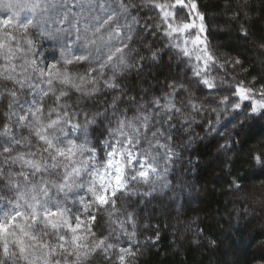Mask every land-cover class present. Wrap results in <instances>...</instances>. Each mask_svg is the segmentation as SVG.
<instances>
[{
	"label": "clouds",
	"instance_id": "obj_1",
	"mask_svg": "<svg viewBox=\"0 0 264 264\" xmlns=\"http://www.w3.org/2000/svg\"><path fill=\"white\" fill-rule=\"evenodd\" d=\"M171 3L0 0V264L254 259L264 147L244 145L264 115L233 89L264 85V0L227 5L239 27L209 30L200 72Z\"/></svg>",
	"mask_w": 264,
	"mask_h": 264
},
{
	"label": "snow or ice",
	"instance_id": "obj_2",
	"mask_svg": "<svg viewBox=\"0 0 264 264\" xmlns=\"http://www.w3.org/2000/svg\"><path fill=\"white\" fill-rule=\"evenodd\" d=\"M160 16L165 22L166 30L169 34L174 36L183 35V42L177 43L187 53L191 52L193 48L197 49L200 55L197 57L196 68L197 72L206 70L207 66L215 61V56L209 47L208 35L209 29L206 23L205 14L198 9L197 0H172L171 4H161ZM194 15V19L190 16ZM195 30V35L192 34ZM209 87L212 86L211 81L205 80ZM233 99L242 102L245 105H251L252 113L259 112L264 115V99L257 97H264V85L261 86L260 91L237 84L233 89ZM232 101L225 98L222 103L229 104ZM247 102V103H245ZM241 103L233 104L234 110L239 109ZM239 134V133H237ZM251 132L248 134L250 135ZM259 158V154H257ZM7 225H0V231H7Z\"/></svg>",
	"mask_w": 264,
	"mask_h": 264
},
{
	"label": "trees",
	"instance_id": "obj_3",
	"mask_svg": "<svg viewBox=\"0 0 264 264\" xmlns=\"http://www.w3.org/2000/svg\"><path fill=\"white\" fill-rule=\"evenodd\" d=\"M233 3L234 0H197L199 11L205 14L208 29L217 32L230 31L231 28L239 27L236 21L232 20L234 9L227 6ZM235 12L238 13L237 19H240L243 14L239 13L238 9H235ZM210 18H213L212 23H209ZM209 40H211V37H209ZM223 51L227 50L221 49L216 54L220 55ZM236 139L239 142L240 137L237 136ZM258 147H264V125H257L252 130L244 145V150L248 151ZM256 184L258 185L259 181ZM217 196L219 198V204H213V208L218 210L220 205L226 202V197L219 195V188H217ZM255 242L257 245L256 248L251 249L247 253V256L254 257V259L250 260V264H264V247H262L264 245V238L260 236L259 232L255 234Z\"/></svg>",
	"mask_w": 264,
	"mask_h": 264
},
{
	"label": "rangeland",
	"instance_id": "obj_4",
	"mask_svg": "<svg viewBox=\"0 0 264 264\" xmlns=\"http://www.w3.org/2000/svg\"><path fill=\"white\" fill-rule=\"evenodd\" d=\"M189 18H190V19H194L195 17H194V15H193V16H190ZM192 34L195 35V30H192ZM245 103H247V102H245Z\"/></svg>",
	"mask_w": 264,
	"mask_h": 264
}]
</instances>
